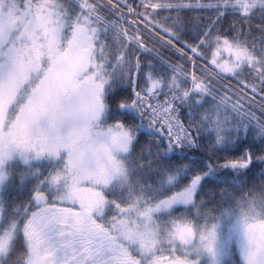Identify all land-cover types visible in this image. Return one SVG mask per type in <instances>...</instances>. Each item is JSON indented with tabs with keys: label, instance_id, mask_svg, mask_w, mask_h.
<instances>
[{
	"label": "snow or ice",
	"instance_id": "1",
	"mask_svg": "<svg viewBox=\"0 0 264 264\" xmlns=\"http://www.w3.org/2000/svg\"><path fill=\"white\" fill-rule=\"evenodd\" d=\"M0 264H264V0H0Z\"/></svg>",
	"mask_w": 264,
	"mask_h": 264
}]
</instances>
